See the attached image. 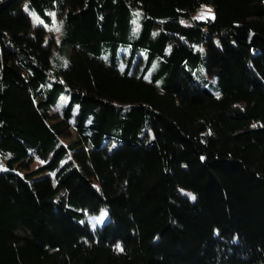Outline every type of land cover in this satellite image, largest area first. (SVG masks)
<instances>
[{
    "label": "trees",
    "instance_id": "trees-1",
    "mask_svg": "<svg viewBox=\"0 0 264 264\" xmlns=\"http://www.w3.org/2000/svg\"><path fill=\"white\" fill-rule=\"evenodd\" d=\"M25 1L0 0V264H264V0H27L60 40Z\"/></svg>",
    "mask_w": 264,
    "mask_h": 264
},
{
    "label": "rangeland",
    "instance_id": "rangeland-1",
    "mask_svg": "<svg viewBox=\"0 0 264 264\" xmlns=\"http://www.w3.org/2000/svg\"><path fill=\"white\" fill-rule=\"evenodd\" d=\"M23 9H25L30 15L32 19L33 26H36L38 24H45V22L37 15V13L33 10H30L28 8L27 0L23 3ZM52 24L48 27L50 30V33L57 39L60 40L63 35V26H62V18L59 17L55 12H52ZM214 18V8L212 5L209 4H203L201 5L196 11L191 13V19L193 21H200V20H208ZM143 19V10L140 8L135 9L134 17H133V23L136 27V30H140L141 24ZM200 51H202V55L204 58V48L198 47ZM159 61L156 60L154 62V66H158ZM190 67V66H189ZM192 73L194 75V80L196 85L206 86L210 89H213V84L216 83V78L211 77L208 75L205 64L203 60H200L198 64L192 68ZM65 99V98H64ZM58 108L54 110L53 112H57ZM75 137V132L71 133V138ZM69 138L65 139L68 141ZM108 219V211L106 208H102L101 211L97 214H91L88 217V222L91 225L92 228H95L99 225H102L106 220Z\"/></svg>",
    "mask_w": 264,
    "mask_h": 264
},
{
    "label": "snow or ice",
    "instance_id": "snow-or-ice-1",
    "mask_svg": "<svg viewBox=\"0 0 264 264\" xmlns=\"http://www.w3.org/2000/svg\"><path fill=\"white\" fill-rule=\"evenodd\" d=\"M194 198V197H193ZM122 250V249H121Z\"/></svg>",
    "mask_w": 264,
    "mask_h": 264
}]
</instances>
